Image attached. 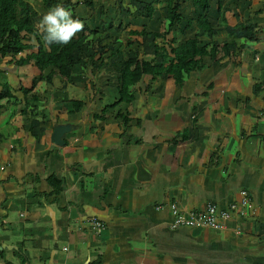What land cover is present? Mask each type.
<instances>
[{
	"label": "crops",
	"instance_id": "obj_1",
	"mask_svg": "<svg viewBox=\"0 0 264 264\" xmlns=\"http://www.w3.org/2000/svg\"><path fill=\"white\" fill-rule=\"evenodd\" d=\"M91 1L89 14L76 13L85 26L88 15L95 31L88 38L123 33L118 48H134L126 30L147 19L130 0L111 2L116 8ZM217 2L228 24L258 25L252 49L217 62L205 58L199 75L188 70L180 86L161 76L146 95L140 82L129 103L116 102L121 63L108 53L73 65L67 81L50 67L0 63L16 99L19 87L52 74L50 82L36 81V101L0 100V264H264V0L249 8ZM163 14L158 6L146 28L161 31ZM192 22L188 30L196 31ZM29 43L23 53L35 51L34 39ZM68 100L83 105L69 114ZM24 102L36 107L24 111ZM56 123L72 125L61 146L49 142ZM239 190L249 204L223 229L169 227L171 202L185 210L206 201L224 208L239 200ZM90 217L102 224L99 233Z\"/></svg>",
	"mask_w": 264,
	"mask_h": 264
},
{
	"label": "trees",
	"instance_id": "obj_2",
	"mask_svg": "<svg viewBox=\"0 0 264 264\" xmlns=\"http://www.w3.org/2000/svg\"><path fill=\"white\" fill-rule=\"evenodd\" d=\"M184 1H190L194 18H185L181 14V4ZM40 2L44 12L55 4L62 3L72 9L74 18H79L74 11L79 0H40ZM81 3L86 7H92L91 0H82ZM130 4L136 13L147 20L152 18L158 6L163 7L162 30L149 29L146 26H142L139 30H126L130 40L127 45L136 43V46L122 52L118 48L121 44L118 37L105 33L103 36L90 39L88 36L93 35L95 31L85 25L84 30L69 44L47 45L43 39L44 34L37 28L41 15L30 1L0 0V59L7 58L5 63L17 66L31 62L39 72L50 67L67 81L73 65L84 61V58L92 59L96 54L100 57L103 53H108L107 56L110 55L121 63L117 68L118 99L116 102L129 103L137 91L136 84L140 82L141 93L147 91L149 84L161 76L170 77L175 86H180L187 77L188 70L198 75L206 67L205 58L211 62H217L218 59L230 57L236 50L240 51L258 39L257 24L245 21L228 24L223 17L225 9L218 2L215 7L219 14L217 23H213L208 13L210 0H130ZM117 9L121 14H131L129 7L118 4ZM192 20L196 27L194 35L179 40V36L191 28ZM30 39H34L36 49L23 53L32 48ZM83 48L91 49V53L83 55ZM0 74V100L6 99L15 103L20 102V99L25 100L27 96L32 102L36 101L37 96L31 93L36 81L50 82L52 75L46 74L33 78L29 87H19L21 98L16 99L11 96V86L7 83L1 67ZM143 79H146V82H143ZM196 93L198 94L194 90V94ZM82 105L81 100H68L66 112L74 113ZM28 106L35 108L36 104L30 103L26 107L24 102L23 110H27ZM105 110L106 106L102 108L100 116L104 115ZM43 118L42 115L41 119ZM127 120L126 117H122L121 125L124 126ZM36 123L30 121L31 126ZM53 179L57 183V187L53 186V191L58 192L60 181L55 177Z\"/></svg>",
	"mask_w": 264,
	"mask_h": 264
},
{
	"label": "built area",
	"instance_id": "obj_3",
	"mask_svg": "<svg viewBox=\"0 0 264 264\" xmlns=\"http://www.w3.org/2000/svg\"><path fill=\"white\" fill-rule=\"evenodd\" d=\"M239 200L229 202L224 208H219L215 203L206 201L202 207L194 209H181L175 202L169 204L171 211L170 228L199 227L211 229H223L228 219L241 216L249 204V198L245 190H239ZM93 230L99 233L102 224L95 217H90Z\"/></svg>",
	"mask_w": 264,
	"mask_h": 264
},
{
	"label": "clouds",
	"instance_id": "obj_4",
	"mask_svg": "<svg viewBox=\"0 0 264 264\" xmlns=\"http://www.w3.org/2000/svg\"><path fill=\"white\" fill-rule=\"evenodd\" d=\"M37 28L47 45H67L84 30V23L74 18L71 8L57 3L42 15Z\"/></svg>",
	"mask_w": 264,
	"mask_h": 264
},
{
	"label": "rangeland",
	"instance_id": "obj_5",
	"mask_svg": "<svg viewBox=\"0 0 264 264\" xmlns=\"http://www.w3.org/2000/svg\"><path fill=\"white\" fill-rule=\"evenodd\" d=\"M28 1H30L31 3H32V5H33V7L39 12V14L41 15L40 16V19H41V17H42V15L45 13L44 12V10H43V8H42V6H41V2H40V0H28ZM99 0H95V2L94 3H96V2H98ZM119 0H109V1H106V3H105V1L103 2V3H105V4H103L104 6H106L107 8H109V6H108V4H112L111 2H118ZM123 0H120L119 2H122ZM127 1V0H126ZM126 1H123V2H125V3H127ZM238 1H240L241 2V4H242V6L244 7V6H246L245 8H249L250 7V1L252 2L253 0H238ZM215 3H216V0H211V7H212V9L210 10V15H211V17H213V22H215V23H217V21H218V14H216V12H215ZM93 5V4H92ZM114 7V5L112 4L111 5V7ZM96 7V11L98 10V6H95ZM90 8V7H89ZM89 8L88 7H85L84 5H77V7L75 8V13H77L79 16H83V12L84 11H86V13L87 14H89ZM103 8V7H102ZM114 8H116V7H114ZM159 11H160V14H162L163 13V10L162 9H159ZM158 11V12H159ZM103 12H105V11H102V13ZM93 13H95V11H93L92 12V14ZM181 14L185 17V16H190L191 18H194V14H192V8H191V5H190V1H184V2H182V4H181ZM103 15V14H102ZM101 15V16H102ZM88 15L87 16H85V18H86V23H87V26L88 27H90V23L89 22H87L88 21ZM142 22H144V24L143 25H146L147 27H151L152 26V23H150L149 22V20H144L143 19V21ZM161 24V27H162V22L160 23ZM192 24H194L193 22H192ZM96 25L97 26H100V22L98 21L97 23H96ZM121 32V31H120ZM194 32L195 31H193V30H188V31H186V33H185V35L184 34H182V35H180L179 36V39L180 38H182L183 36H189V37H191V36H193L194 35ZM221 37V36H220ZM220 37H216L217 39H220ZM202 38L203 39H206L204 36H202ZM119 39H120V42H121V45H123L124 46V39H125V36H124V34L123 33H120V36H119ZM122 46V47H123ZM250 46V45H249ZM248 47V46H247ZM252 49V47L250 46L249 47V50H251ZM27 51V50H26ZM25 52V51H24ZM0 63H5V60L4 59H0ZM199 75V74H198ZM198 75H196L195 74V76L197 77ZM0 76H1V74H0ZM256 75L254 74V77H255ZM1 80V79H0ZM1 82V81H0ZM144 92H146V91H144ZM144 92H142L141 94H143ZM175 93H177V92H175ZM146 95H149V93L148 92H146L145 93ZM75 98L77 99V98H79V97H77V96H75Z\"/></svg>",
	"mask_w": 264,
	"mask_h": 264
},
{
	"label": "water",
	"instance_id": "obj_6",
	"mask_svg": "<svg viewBox=\"0 0 264 264\" xmlns=\"http://www.w3.org/2000/svg\"><path fill=\"white\" fill-rule=\"evenodd\" d=\"M72 125L68 123H56L52 126V130L49 136V142L56 146H61L63 140L61 136L71 129Z\"/></svg>",
	"mask_w": 264,
	"mask_h": 264
}]
</instances>
